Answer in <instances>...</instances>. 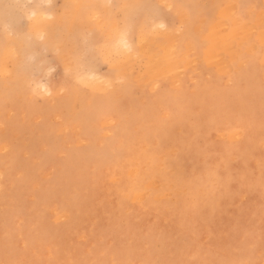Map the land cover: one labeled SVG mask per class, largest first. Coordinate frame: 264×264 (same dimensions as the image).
<instances>
[{"label": "rangeland", "instance_id": "374dc122", "mask_svg": "<svg viewBox=\"0 0 264 264\" xmlns=\"http://www.w3.org/2000/svg\"><path fill=\"white\" fill-rule=\"evenodd\" d=\"M81 1L82 0H53L52 3L58 4V5H63L65 3H80ZM84 1L86 2V1H92V0H84ZM130 1L131 2H127V3H135V2L141 3V1H142V3H145V2L148 3L149 2L148 4L154 3V4L164 5V4H162L164 2L162 0H130ZM195 1H196V4L198 6H196L197 11H194V13H193L194 14L193 19H192L193 22L191 20L190 21L191 23L188 22V19H185L186 15H185L184 11L185 10L188 11L187 10L188 8L182 9L180 12H176V13L173 11V14L175 16V22L173 23L174 27L168 29L169 31H167V29H165V32L166 33L170 32V34H172V36H170L168 33H167L168 35H164L163 34V33H165L164 29H162L163 31L159 33L161 36L159 34H155L154 32H153L154 34H152L150 30H144L142 33L137 35V38H136L137 41H135V46H134V50L136 51L135 52L136 54L134 53L135 55L132 56V57H135L137 55V57L132 58V57H130V55H133V54H130L128 56V59L125 58L127 61L122 60L121 62H124V63H120V62L118 63V66H120L119 69L121 70V71L120 70L118 71L119 77H122L121 79H126V81H128L130 84H128V82H126L124 80L125 81V88L124 89H122L124 87V85H123V87L120 86L119 88L121 90L115 89L114 92H112L113 95L110 93L109 96H105L102 98L104 106H105L104 110H103L104 112L103 111L102 112L101 111L100 112L99 111L93 112V111H91L90 105L88 107H86L87 105H78V99L79 98H83V97L87 96L88 99L90 100L93 96V92L91 93L92 87L89 89H81L80 86L76 84V82H75L76 73L74 74V72H76V69L74 67H73L72 73L68 74V73H66L65 66L62 64L59 67L58 71H55L51 74L50 80L48 77H45L43 80L37 81V85H41V83L51 84L52 87H54V91H55V88L58 89L59 86L63 87L62 88L63 90L60 89L61 87H59V89L62 91H65L66 93L62 92V91H61L62 93H60V90H58L59 94L57 93L58 91L57 92L55 91L56 94L54 96H52L51 98H50V96L48 98V95H45L44 93H43V95H41V93H42L41 90H40L41 93L39 92L36 96H33L30 92H25V91L19 90L18 88H16L14 86L13 82L16 80L20 66L22 64L28 62V57L32 55L33 50L29 49L26 46L23 38H19V39L10 38L5 34L4 28H3V17H4L3 4L13 3L14 0H0V74H1L0 75V83H1L0 84V92H1L0 93V100H1L0 101V114H2V115H0V120H2L1 121L2 123L0 122L1 123L0 124V133L4 134V135L1 134V136H0V139H1L0 140V153H2V154H0L1 155L0 156V175H1L0 176V183H1L0 189L4 190V192L0 190V202L2 201L0 203V208H2V209H0V223H1L0 226L2 227V230L0 228V230H1V232H0V258L4 257V254H3L4 253V241H3V239L5 240L6 222H7V224L12 226L14 228V230L16 231L15 233L19 239L20 246L21 245L24 246L25 244H27V246H28L27 255L23 256L21 258L22 259H28L31 261H35L36 264H48L49 261H59V262L62 261L61 264H64V262H66V264H69V263L73 264V262L76 261L77 258L79 261L83 260V261H89V262L96 261V260L98 261L99 259H100L99 261H111L113 259V254H112V252L108 251V249L105 245V241H107V244L110 245L113 240H118L122 237L129 236L130 233L139 239H144L145 237H148L149 243L153 244L154 251H156L159 256H164L166 258H174L177 260H182L185 262V264H200L201 261H203L205 258H207V252H206L207 242L211 239L213 241V243H215V242L221 240L225 236L226 233H228V232L234 233L235 230L237 229V226L242 223V220H241L242 214L244 216L243 222L248 221V219H249L248 209L251 207V208H254L256 210V215H255L254 221H253V227H254V231H255L256 250L254 252L255 255L253 254L251 258L254 261H256V264H262V259L260 258L261 257V247H260V245H261V227H260L261 220H260V215H259L261 192L259 190L253 191L251 194V198L248 200H245V196L243 197V195H241L242 197L240 196L235 202H233L232 200L224 201L215 210V213L209 215V217L207 219H194V220H192L191 221V231L193 233V239H196L197 237H199L200 243L196 244V245H191V244L187 245L186 250H184L180 254H177L174 257H172L171 254L167 252V249L169 247H171L175 241H177V239H178V237H180L181 233L184 232V229H182L181 224H180L179 220L175 217V215H173L171 212H167L168 206L167 205H161L159 203V201H161V200H167L169 197H173L172 203L175 204V199H174V196H175V188H174L175 180L170 179L169 176L164 174L163 164L160 163L164 157L156 151L157 143H158L157 129L153 126L152 119L167 120L170 115L175 114V113H179V111H180L179 109H181L183 104H184L183 107L190 108L192 110L190 114L195 115V116H198L202 111H211V109H213L214 107L219 109L220 111H223V112H227L231 109H236L237 111H240L241 110V100H240L239 94L234 93V94L230 95L231 97L229 96L228 89L230 86V82L231 81L240 82L242 80L246 82L249 79H251L253 85L255 86L254 87V95L249 97V102H250L249 108L251 109V111L247 112L246 118L244 119L243 122H241L240 119L230 120L227 117H222L219 115V112H218L217 113L218 130L215 132V134L212 138V141H209L208 143L211 144L214 142L218 149H220L222 151H226V152L230 151L228 146L238 143L244 137L245 129H248L250 131L252 130L249 127V123H248V118H250L252 116H254V134L257 137L259 136V131H260V87H259V84H260L261 74L259 71V65H260V60L264 57V53H262V51H261L262 46H264V42H263L264 38H260V36L257 37V35L258 34L264 35V32H262V28L264 29V22H263L264 21V0H249V1L248 0H230V2L231 1L234 2L233 5H235V6L230 5L232 2L229 5H227L229 0H227V1L226 0L225 1L224 0H218L219 2H221L218 4L216 3V2H218L217 0H206V1L195 0ZM211 1H212L213 5L210 3ZM26 2L33 3V4H43V3H47V0H26ZM189 2H190V0H189ZM107 3H109V2H107ZM257 4H258V7H257ZM241 5H246V7H241ZM221 6H223V8ZM252 6H254L255 8ZM251 7H252V9H251ZM200 8L202 9V11ZM198 9L200 11V14H199ZM219 9H220V11H218ZM247 9H250L249 11L251 12L252 15L250 14V12ZM195 12H198V13H195ZM248 12H249L250 17H248ZM258 13H260V14L258 15ZM261 13L263 16L261 15ZM178 15L183 16V19L181 18V16H178ZM225 15L226 16L231 15L230 16L231 18L226 17ZM255 15H258V16H255ZM260 15L262 16L263 21H262V19L259 20L261 17ZM206 16H207V18H206ZM216 16H217V18H216ZM237 16L240 18V20H238L239 23L235 22L236 21L235 17H237ZM232 17H234L235 19H232ZM238 17H237V19H238ZM101 18L102 19H99L98 21L95 22V26L96 27L98 26V28H102L106 24L105 18L103 16H101ZM229 18H230V20H229ZM245 18H246V20H245ZM180 19H181V21H179ZM57 20H53V24L59 23V19H57ZM222 20L224 22L227 21V23L225 22V24H223ZM232 20L236 24H234L232 22ZM243 20L244 21L248 20L247 24L249 22H251V23H249L250 25L254 22L252 25L255 28H253L252 30L256 31L255 32V31L250 30L251 36H249V35L245 36L244 35L247 39H245L243 34H237L236 35V33H244V32L239 31L242 28L240 29L241 26H238V24H240V25L243 24V22H244ZM258 20H259V22L260 21H262V22L259 23ZM184 21H186L188 24L186 22L183 23ZM103 22H104V26H103ZM26 23H27L28 33H30L33 36V38H35L38 35V33L30 32L31 21H27ZM180 24H182V26ZM201 24H203V25H201ZM247 24H246V26L248 27ZM243 25L245 26V24H243ZM252 25H251V27H252ZM88 26H91V25H88ZM219 26L222 27V28H220V30L218 28ZM224 26L226 28H224ZM214 27H216V28H214ZM237 27H239V28H237ZM247 27L246 28L244 27V28L247 29ZM230 28H232V29H230ZM195 29H198V30L196 31ZM233 29H235V30H233ZM171 30L173 32H171ZM159 31H157V32H159ZM179 31L181 34H179ZM211 31H213V32H211ZM229 31H231V33L233 35H236V38H235V36L233 38L232 35H230V34L229 35L225 34L226 32L230 33ZM250 31L245 32L244 34L250 33ZM196 32H198V33H196ZM111 33L112 32L110 30L105 33V35L107 37L106 39H108L112 36ZM144 33H146V34H144ZM186 33L188 35H186ZM199 33L200 34L204 33L205 36L203 39H201L203 36L200 35ZM206 33L211 34V35L207 36ZM177 34H178V39L175 38V37H177ZM151 35H153V37ZM146 36H147V39L145 38L146 39L145 40L144 37H146ZM214 36L216 38L220 37L221 39L220 38L216 39ZM141 37L143 40L141 39ZM171 37L177 39V42L175 39L174 40L171 39ZM222 37H223V39H222ZM138 38L141 41H139ZM148 38H149V40L152 39V43L148 40ZM230 38H233V39H230ZM153 39H155L156 43L160 42L159 45L156 44L155 42L153 43V41H154ZM213 39H215L217 41H214ZM144 40H145V42H144ZM221 40H223V41H221ZM233 40L236 43L234 45H233ZM5 41L9 42L7 47L5 46ZM142 41H143V44L145 43L144 45L143 44L141 45ZM174 41L176 42V44ZM148 42H150L151 44ZM168 42H170V43H168ZM180 42H181V44H180ZM12 43H14L15 47L18 50H20V54L18 56L14 55L12 52V47H11ZM163 43H165V46H167V47H169V46L171 47V45H169V44L174 43L175 45L172 44L173 45L172 48L177 49V51L175 49H172V50H175L174 53L172 50H170V52L172 51L171 53L170 52L167 53L169 50L166 47L165 48L167 51H163L164 50V44ZM166 43H168V44L166 45ZM221 43H223L224 45ZM246 44H247V46H246ZM138 45H141L140 50H142V51H139ZM249 45L253 46L252 47L253 50L251 48L249 50V48H248ZM158 46L160 48H158ZM245 46H246V48H248V50L245 48ZM145 47L147 49H148V47L150 48V50L148 49L149 54L147 53V49H145ZM231 48H232V50H234L231 52V54H233L235 56L230 55ZM234 48H238L239 51L236 49L237 54H234L236 51ZM169 49H171V48H169ZM188 49H191V50H189V52H188ZM143 50L146 52V54ZM154 50H155V52H154ZM199 50H200V52H198ZM106 51H110V49H107ZM204 51H206L207 54L205 52V55H204V53H203ZM251 52H253V54ZM140 53H142L143 55H140ZM153 53H155V55L158 54L157 55L158 58H156L157 57L156 56L155 57L156 59L153 58L151 60V62H155L154 63L155 65L151 62H148V61H147L148 63L146 62L147 64L144 63V60L148 59L150 61V58H152L151 55ZM172 53L174 54L173 55L174 57L173 56L171 57ZM183 53H184V55H183ZM138 54L140 55V58L142 60L139 59ZM155 55H152V56H155ZM129 57L132 58V60ZM170 57L172 59L174 58L173 60H176V61L179 60L184 69L181 68L182 67L181 65H177V64H179V62H177V64L174 63L175 65L173 63H171L174 61H170L169 60ZM193 57L195 59H193ZM136 58H138V59H136ZM179 58H182V60ZM214 58L216 60H214ZM166 59L168 61H166ZM196 59H197V61H196ZM212 59L216 62L219 61L221 63L220 64L221 66L225 63V65H224L225 67L224 66L221 67L224 70L221 71L220 67H218V66H217L218 68H216V66H215L216 62L214 63ZM129 60L131 61V64H132L131 67L134 68V69L132 68L131 72H130L131 68L129 69V71H127V66L129 68V64H130ZM154 60H157L158 62L154 61ZM159 60L161 61V64L163 62L164 65L163 64L159 65V63H160ZM191 60H193V61H191ZM199 60L203 61V62H200ZM208 61H210L209 64H208ZM126 62H128V63H126ZM185 62L188 64H186ZM191 62L194 63V65H190ZM238 62H241V63L239 64ZM150 63H151L152 67L156 66L158 64L160 66V68L155 67V68L151 69L150 66H149V68H147L148 64H150ZM168 63H171L172 65H168ZM248 63L254 64L256 67V71L251 76L252 78L248 75V73L246 71L247 66L249 65ZM124 64H127V65L125 66ZM143 64H145V65H143ZM226 64H228V65H226ZM230 64L233 67L232 69H231ZM176 65L180 68V70L182 69L181 72L179 70L181 75L178 76L179 81L177 83H178L179 89L176 87L178 90L175 88V86L172 87L174 85V82L170 79H172V77L174 75L177 76L179 73L175 72L176 74H174L173 72L170 71V70L173 71L174 69H172L171 67H168V66H172V67L174 66V68H175ZM163 66L168 67V69L170 68V70H168L169 73L163 71L164 76H166V77L160 76L161 74L158 75L156 73L153 74L149 71L146 72L149 69H151L152 72H154V70L160 71ZM124 67H126V68L123 70ZM191 67H194V68H191ZM234 68H236L237 70ZM145 69H147V70H145ZM164 69H165V67H164ZM193 69L194 70L196 69L198 71H196V70L194 71ZM138 70H140V71L138 72ZM144 70H145V72H144ZM230 70H232V71H230ZM104 71H107V68H105ZM165 71H167V70H165ZM140 72H142V73L144 72V75L143 76L140 75V76H138V78L142 77V80L144 83L141 81V78H139V80L138 79L136 80V75L142 74ZM127 73H128V75H127ZM148 73H151L150 76H148L149 75ZM172 74H174V75L172 76ZM126 76L128 78H126ZM130 76H131V78H129ZM152 76H153V78H152ZM242 76L246 79H244ZM149 77H151L152 79L151 78L149 79ZM175 78L176 77H174L173 79L175 80ZM191 78H193V79L191 80ZM194 78L196 79V81ZM146 79H148L149 81H146ZM163 79H165V80H163ZM130 81L133 82L132 84H134V85H132ZM139 81H140V84H139ZM224 81H226V82H224ZM6 82H8L9 84H7ZM61 82L62 83L64 82V83L62 84ZM137 83L139 84L138 86H137ZM150 86L154 89L150 90V88H149ZM226 86H228V87H226ZM214 87H216V88H214ZM140 88H142L141 89L142 91L140 90ZM162 88L163 89L165 88V89L163 90ZM180 88H181V90H180ZM205 88H207V89H205ZM1 89H2V91H1ZM15 89H17V90H15ZM158 89L159 90L162 89V90H160L161 92ZM97 90H99V89H97ZM192 90H193V92H192ZM74 91H75V93H74ZM168 91H170V92H168ZM87 92H88V94H86ZM118 92H119V94H117ZM120 92L122 93L121 96H119L121 94ZM126 92H129V93H127L128 95L126 94ZM175 92L182 94V95L176 94ZM169 93H172V94H169ZM185 93H188V94H185ZM2 94L3 95L5 94V96H3ZM66 94L68 97L66 96ZM116 94H117V96H116ZM183 94H185V95H183ZM90 95H91V97H90ZM97 95H98V93H97ZM137 96H139V97H137ZM157 96H158V98H157ZM187 96L189 99L187 98ZM194 96L196 97V99ZM7 97H8V99H7ZM153 97H155L156 101L154 100ZM28 98L29 99L31 98V99L29 100ZM41 98L44 100L42 101ZM58 98H60L61 100ZM190 98L193 100H191ZM26 99L29 101H27ZM142 99L144 102L142 101ZM51 100L53 103L51 102ZM57 100L59 101L60 105L57 103L58 102ZM194 100H196V101H194ZM37 102H39V103H37ZM28 103L30 106L28 105ZM31 103H33L35 106L33 104L31 106ZM55 103H56V105H55L56 107L53 106ZM180 103H181V105H180ZM7 104H8V106H7ZM147 104H150V105H147ZM38 105H39V107H38ZM49 105H50V107H49ZM158 105H159V107H158ZM4 106H5V109H4ZM142 106H146V107H142ZM44 107H45V109H44ZM59 107H60V109H59ZM174 107L176 108V110ZM204 107H206V108H204ZM24 108H26V109H24ZM39 108H42V109H39ZM105 108H106V111H105ZM156 109H158V110H156ZM10 110H11V112H10ZM30 110L32 111V113ZM50 110H52V112H50ZM117 110L120 112H118ZM58 111H61V112H58ZM198 111H200V112H198ZM35 112H37V113H35ZM62 112H64L65 114H63ZM164 112H165L166 118L163 115ZM172 112H174V113H172ZM13 113H16L17 115L16 114L14 115ZM144 113H147L152 119H149L147 121H145L144 119H141V117ZM54 114H57V115L60 114L59 117L56 115L59 120L54 119V118H57L56 116H54ZM91 114L93 116H91ZM27 115L29 116L28 118H26ZM22 116H23V118H22ZM38 116L40 118H38ZM52 116L54 118H50ZM125 116H127V117H125ZM60 118H61V120H60ZM73 118H75V119H73ZM105 118L109 119L110 122H112L114 120L115 124H114V122H112L113 124L112 123L108 124V122H105ZM116 118L118 119V121H116L117 120ZM17 119H18V121H17ZM68 119L70 121H67ZM32 120H34V121H32ZM102 120H104V123ZM180 120H181V118L180 117L178 118V115H177L175 118V132H176V134L180 137H184V136H188L190 133L189 138L191 140L195 141L196 136H197V128H198L197 121L193 119V120L187 121L186 123H181ZM4 121H5V123H4ZM44 121H45V123H44ZM106 121H108V120H106ZM6 122H8V123H6ZM21 123H24V124H21ZM57 123H58V125H57ZM72 123H74V124H72ZM83 123H84V125H83ZM2 124H3V126H2ZM76 124L79 126V128L76 127L77 126ZM53 125H55V126H53ZM62 125L64 126L65 131L62 130L63 129ZM73 125H76L75 127L80 129V130L76 129L77 131H75ZM7 126L11 129H9ZM61 126H62V129H61L62 131L60 130ZM66 126H68V127L66 128ZM228 126H229V128H228ZM3 127H5L6 130H3L4 129ZM35 127H38V128H36L37 132L34 129ZM27 128H28V131H27ZM39 128H42L41 129L42 131ZM128 128L130 129L129 131H128ZM240 128L242 129V131ZM67 129H68V132H66ZM235 129L237 130V132L235 131ZM239 129H240L241 133L238 132ZM8 130H10V131H8ZM12 130H13V132H12ZM16 131H18V132L21 131V132H19V134H18V132H16ZM38 131H39V133H38ZM104 131H106V132L109 131V133H104ZM15 132H16V134H15ZM87 132H89V133L87 134ZM221 132H222V134H221ZM224 132H225V134H224ZM229 133H230V135H229ZM231 133H233L234 136H231ZM34 134H35V136H34ZM74 134L76 137H74ZM218 134H220L221 136L217 137ZM2 135L4 138L2 137ZM28 136H30V137H28ZM36 136L38 138H36ZM222 136H223V138H222ZM224 136L226 138H224ZM228 136H231V137H228ZM91 137H94V138L92 139ZM79 138L82 140H80ZM7 139L8 140L11 139L10 140L11 142L10 141L6 142ZM14 139H16V140H14ZM42 139L43 140L46 139V140L43 141ZM64 139L65 140L67 139L66 140L67 142ZM76 141H78L79 143H80V141H82V142L79 144ZM89 141H91V142H89ZM19 142H21V143H19ZM45 142H46V144H45ZM99 142H101V143H99ZM18 143H19V145H18ZM34 143H36L35 147H33ZM47 143H49V144H47ZM120 143L122 145H119ZM2 144H4V145H2ZM8 144H10V145H8ZM22 144H24V145L22 146ZM95 144L97 146H95ZM48 145H49V147H46ZM73 145H76V146H73ZM19 146H22V148ZM115 146H116V149H115ZM1 147H3L4 149ZM51 147H53V148H51ZM24 148H26V149H24ZM45 148H47V149L45 150ZM22 150L25 153H23ZM54 150H56V152ZM14 153H15V156H14ZM54 153H56V154H54ZM62 153H64V154H62ZM67 153H69V154H67ZM171 154L173 156H175L176 151L172 150ZM8 155H9V157H8ZM27 155H29L28 158H27ZM12 156H14V158ZM22 157H25V158H22ZM11 158H13L14 161ZM35 158H36V160H35ZM63 159L65 161H63ZM196 159H198L200 166L203 167L204 166V158L198 157V153L196 151H193L191 154H185L184 155V160L189 165L188 172L190 174L192 172V166H191L192 162H193V160H196ZM236 159H237V155H233L232 160L235 161ZM23 160H25L26 162ZM32 160H33V162H32ZM3 161H5V162H3ZM44 162H46V163H44ZM82 162H84L85 164ZM30 163H31V165H30ZM63 164H64V166H62ZM49 166H51V167L49 168ZM108 166H111V167H108ZM22 167L23 168L25 167V168L22 169ZM32 167H34V168H32ZM132 167L134 170L131 169ZM240 167L241 168L243 167L242 161H241ZM16 168H18V169H16ZM78 169L79 170L82 169V170L78 171ZM17 170L19 172H17ZM35 170H36L37 176L35 175ZM4 171H5V173H4ZM9 171H10V173H9ZM26 171L27 172L29 171V172L27 173ZM75 171L76 172L78 171L77 174L75 173ZM48 172H50L49 173L50 175L48 174ZM19 173H21L20 176L17 175ZM72 173H73V175H75V176H73V178H72ZM87 173H89V174H87ZM46 174H48L49 176H47ZM41 175H43V176H41ZM104 175H106V176H104ZM199 175H200V173L197 172L196 176L192 177V178L195 179V178L199 177ZM258 175H259V172H257V176ZM144 176H145V178H144ZM50 177H51V179H50ZM113 177H115V178L118 177L119 179H114ZM16 178H18V180ZM39 178H41L42 180ZM155 179L157 180L158 184L154 183V181H153L154 184L149 183V182H152L151 180H155ZM64 180H66L67 183ZM24 181L28 185H26V183ZM45 181H47V182H45ZM50 181H52V182H50ZM68 181H69V183H68ZM23 183H25V184H23ZM10 184H13V185H10ZM41 184H43V186ZM102 186L103 187L105 186L108 189H106L105 187L103 188ZM31 187L33 188V190ZM166 189H167V191L169 190L168 191L169 193L168 192L166 193V191H165ZM7 190H9V191L7 192ZM29 190H30V192H29ZM42 190H44V191L42 192ZM47 190H49V191H47ZM65 190H66V192H65ZM181 191H183V190H181ZM163 192H164V195H162ZM2 193H3V195H2ZM134 193H136V194L134 195ZM37 194H39V195H37ZM69 194H71V195H69ZM133 195H134V197H133L134 199L132 198ZM31 196H33V197L35 196V199ZM80 196H82V197H80ZM5 197H7L8 200ZM11 197H12V199H11L12 201L9 200ZM30 198H31V200H30ZM51 198H53V200ZM19 199H20V201H19ZM26 199H28V201ZM43 199H46V200L44 201ZM5 200H7V201H5ZM33 200H34V203H36V204L33 203ZM40 201H44L46 203H43ZM48 201H49V203H48ZM241 201H245L243 205H241V203H240ZM29 202H30V204H29ZM21 203H23V204L21 205ZM32 204H33V207L31 206ZM59 207H61V208H59ZM126 208H128V209H126ZM7 209H8V212H7ZM49 209H50V211H49ZM73 209H75V210L73 211ZM12 210H14V211H12ZM58 210H59V212H58ZM3 212H6V213L4 214ZM15 212H17L18 214H16ZM65 213H66V215L67 214L68 215L66 216ZM60 214H62V215H60ZM56 216L59 218H57ZM12 217L13 218L18 217V218H21L22 220L19 221L18 218L13 219ZM30 217H32V218H30ZM63 217H65V218H63ZM5 218H7V219H5ZM12 220H14V221H12ZM22 221L24 222L25 225L22 224L23 223ZM32 221L35 225L33 223H31ZM13 222H15V223H13ZM11 223H13V224H11ZM27 223H28V225L30 224L29 227L31 229L28 227ZM14 225H16V226H14ZM79 226H81V227H79ZM32 227L36 230H34ZM23 228H25V229H23ZM71 229H73V230H71ZM30 230H34L35 232L34 231L31 232ZM38 231H40V232H38ZM66 231H69V232H66ZM81 231H84V233ZM36 232H38V233L36 234ZM61 232H63V233H61ZM149 233H151L152 235L149 236ZM19 235H20V237H19ZM24 235H27V236H24ZM203 235H205V236H203ZM70 237L73 238L72 241H71ZM24 238H28V239H24ZM33 238H34V240H33ZM21 239L24 242L23 244L21 242ZM38 239H41L42 242H41V240H38ZM27 240H28V242H27ZM38 243H40L41 245ZM23 246H21V248H23ZM48 246H49V249H47ZM202 246L205 249V251L200 250ZM71 248H72V250H71ZM62 249H64L67 254L65 253L64 250H63V252H61L60 250H62ZM1 250H3V251H1ZM33 251H34V253H33ZM83 252H85L86 254L85 253L83 254ZM73 253H74V255H73ZM84 255H85V257H84Z\"/></svg>", "mask_w": 264, "mask_h": 264}, {"label": "snow or ice", "instance_id": "6c2138e0", "mask_svg": "<svg viewBox=\"0 0 264 264\" xmlns=\"http://www.w3.org/2000/svg\"><path fill=\"white\" fill-rule=\"evenodd\" d=\"M193 6L184 4L160 5L148 3H106L79 4L65 3L58 5L47 0V3L33 4L26 0H14L13 3L3 4V28L10 38H23L26 46L32 49L28 62L20 66L14 86L19 90L30 92L36 96L41 90L38 80L48 77L59 70L63 64L66 73L71 74L76 69L75 82L81 89H89V81L100 80L102 89L91 88L92 98L87 96L78 99V105H90L93 112L103 111L102 98L108 96L115 89L125 84L118 75V63L127 58L133 51L137 35L144 30L156 32L166 28V21L173 10L187 9ZM246 7V5H241ZM167 9V11H165ZM44 20L59 19V23L48 25L38 35L28 33L27 21L37 15ZM101 16L106 20L102 28H97L95 22ZM175 17H173V23ZM91 25V26H88ZM112 32L106 39L105 33ZM9 44L5 41V46ZM12 52L18 56L20 50L12 43ZM110 49V51H106ZM264 53V46L261 48ZM107 68V71L104 69ZM254 64L247 66V73L251 77L255 72ZM260 131L254 134V116L248 118L251 131L245 129L244 137L236 144L228 146L230 151L218 149L215 143L209 144L218 130L217 113L228 119L246 118L249 108V97L254 95V85L248 81H231L229 95L238 93L241 100V110L231 109L227 112L217 108L202 111L198 116L192 115L191 109L181 107L179 113L169 116L167 120L152 119L144 113L141 119H152L157 129L156 151L164 158L161 161L164 174L175 180V204L173 197L161 200V205H167V212H171L179 220L184 232L177 241L167 249L172 257L186 250V246L200 243V238L193 239L191 221L207 219L226 200L235 202L241 195L245 200L251 198L253 191L261 192L259 215L261 220V259L264 264V58L260 60ZM35 85V86H34ZM98 93V95H97ZM181 118V123L196 120L198 124L195 141L188 136L180 137L175 132V118ZM175 149V156L171 151ZM193 151L198 157L204 158L201 167L198 159L192 162V172H188L189 165L184 160L185 154ZM237 155L235 161L232 156ZM241 161L243 167L241 168ZM199 177L193 179L196 173ZM257 172L259 175L257 176ZM183 190V191H181ZM167 191V189L165 190ZM245 201H241V205ZM167 214V213H166ZM256 210L248 209V221L237 226L235 232H228L213 243L207 242V258L200 264H256L251 257L256 250L255 231L253 227ZM152 234L149 233V236ZM108 251L112 252L111 261H74L73 264H185L182 260L159 256L148 237L139 239L131 233L129 236L113 240L110 245L105 241ZM205 251L203 246L200 249ZM28 252L27 244L21 248L15 230L6 222L4 240V257L0 264H36L35 261L22 259ZM48 264H61L59 261H49ZM66 264V262H64Z\"/></svg>", "mask_w": 264, "mask_h": 264}, {"label": "bare ground", "instance_id": "6f19581e", "mask_svg": "<svg viewBox=\"0 0 264 264\" xmlns=\"http://www.w3.org/2000/svg\"><path fill=\"white\" fill-rule=\"evenodd\" d=\"M52 1H53V0H52ZM110 1H111L112 3L131 2L130 0H92V1H86V2H85L84 0H82L79 4H100V5H103V4H106L107 2H110ZM162 1H164V2L162 3V4H164V5L184 4V5H190V6H193V7H191V8H188V9H187L188 11H186V10L184 11V10H183L184 13H185V15H186V16H185V17H186L185 19H188V22H190V21L193 19V16H194L193 13H194V11H197V10H196V6H198V5L196 4V1H195V0H190V2H189V0H162ZM187 1H188V2H187ZM197 1H198V0H197ZM204 1H206V0H204ZM217 1H218V0H217ZM224 1H225V0H224ZM224 1H223V2H224ZM226 1H227V0H226ZM248 1H249V0H248ZM186 2H187V3H186ZM213 2H214V1H213ZM231 2H232V1H231ZM231 2H230V0H229V2H228L227 5H229ZM253 2H254V1H253ZM135 3H136V2H135ZM138 3H140V2H138ZM141 3H142V1H141ZM145 3H146V2H145ZM148 3H149V2H148ZM198 3H199V2H198ZM204 3H205V2H204ZM204 3H203V4H204ZM210 3L212 4V1H211ZM216 3L218 4V3H221V2L218 1V2H216ZM233 3H234V2H232L230 5H233ZM247 3H248V2H247ZM61 4H62V3H61ZM150 4H152V3H150ZM153 4H154V3H153ZM211 4H210V5H211ZM241 4H242V3H241ZM205 5H206V4H205ZM212 5H213V4H212ZM246 5H247V4H246ZM233 6H235V5H233ZM254 6H255V5H254ZM254 6H252V7H254ZM203 7H204V6H203ZM203 7H202V8H203ZM207 7H208V6H207ZM221 7L223 8V6H221ZM229 7H230V6H229ZM252 7H251V9H252ZM257 7H258V4H257ZM198 8H199V7H198ZM254 8H255V7H254ZM200 9H201V8H200ZM258 9H259V8H258ZM3 10H4V9H3ZM166 10H167V9H165V11H166ZM181 10H182V9H179V10H173V11L176 13V12H180ZM247 10L249 11L250 9H247ZM253 10H254V9H253ZM198 11H199V9H198ZM201 11H202V9H201ZM211 11H212V10H211ZM213 11H214V10H213ZM218 11H220V9H219ZM236 11H237V10H236ZM254 11H255V10H254ZM209 12H210V11H209ZM246 12H247V11H246ZM249 12H250V11H249ZM249 12H248V17H250V16H249ZM184 13H183V14H184ZM195 13H198V12H195ZM230 13H231V12H230ZM181 14H182V13H181ZM199 14H200V11H199ZM217 14H218V13H217ZM222 14H223V13H222ZM250 14H251V12H250ZM259 14H260V13H258V15H259ZM196 15H197V14H196ZM196 15H195V16H196ZM210 15H211V14H210ZM220 15H221V14H220ZM251 15H252V14H251ZM258 15H255V16H258ZM261 15H262V13H261ZM261 15H260V16H261ZM178 16H181V15H178ZM225 16H226V15H225ZM230 16H231V15H230ZM230 16H226V17H230ZM260 16H259V17H260ZM262 16H263V15H262ZM262 16L260 17V19H259V18H258V19L261 20V19H262ZM173 17H175V16H174V14H173V12H172L171 16H169L168 19H167V21L165 22L166 25H167L165 29H167V31H169L168 29L174 27V24H173ZM203 17H204V16H203ZM237 17H238V16H237ZM237 17H235L236 19H235L234 17H232V19H235L236 21H235V20H234V21H235L236 23H239L238 20H240V18L238 17V19H237ZM179 18H180V17H179ZM181 18L183 19V16H181ZM206 18H207V16H206ZM216 18H217V16H216ZM230 18H231V17H230ZM230 18H229V20H230ZM255 18H256V17H255ZM100 19H102V18H100ZM185 19H184V20H185ZM214 19H215V18H214ZM249 19H250V18H249ZM206 20H207V19H206ZM206 20H205V21H206ZM212 20H213V19H212ZM212 20H211V21H212ZM245 20H246V18H245ZM250 20H251V19H250ZM259 20H258V22H259ZM57 21H58V20H57ZM179 21H181V19H180ZM186 21H187V20H186ZM186 21H184L183 23H185ZM200 21H201V20H200ZM203 21H204V20H203ZM222 21H223V20H222ZM243 21H244V20H243ZM243 21H242V22H243ZM247 21H248V20H247ZM247 21H244L245 23L243 22V24H245V26H244L243 24H241V25L238 24V26H241L240 29L242 28V29L239 30V31L245 33V32H248V31L252 30L253 28H255V27L252 25L254 22L251 24V25H252V27H251V25L249 24V23H251V22H249V23L247 24ZM255 21H256V20H255ZM262 21H263V19H262ZM262 21H260V22H262ZM192 22H193V20H192ZM220 22H221V21H220ZM225 22L227 23V21H225ZM225 22L223 21L222 23L225 24ZM232 22H233V20H232ZM260 22H259V23H260ZM263 22H264V21H263ZM186 23H187V22H186ZM190 23H191V22H190ZM202 23H203V22H202ZM233 23H234V22H233ZM236 23H234V24H236ZM255 23H256V22H255ZM52 24H53V21L44 20L43 17L40 16V15L38 14V15L36 16L35 19L31 20V23H30V32H32V33H39V32H40L41 30H43L45 27H47L48 25H52ZM96 24H97V23H96ZM187 24H188V23H187ZM246 24L248 25V27L246 26ZM99 25H100V24H99ZM180 25L182 26V24H180ZM201 25H203V24H201ZM103 26H104V22H103ZM183 26H184V25H183ZM187 26H188V25H187ZM217 26H218V25H217ZM226 26H227V25H226ZM243 26H244L245 28L247 27V29H245ZM249 26H250V27H249ZM101 27H102V26H101ZM185 27H186V26H185ZM189 27H190V26H189ZM262 27H263V26H262ZM97 28H98V26H97ZM186 28H187V27H186ZM214 28H216V27H214ZM218 28H219V30H220V28H222V27L219 26ZM224 28H226V27L224 26ZM237 28H239V27H237ZM243 28H244V29H243ZM165 29H164V32H165ZM178 29H179V28H178ZM210 29H211V28H210ZM210 29H209V30H210ZM230 29H232V28H230ZM179 30H180V29H179ZM182 30H183V29H182ZM195 30L197 31L198 29H195ZM200 30H201V29H200ZM233 30H235V29H233ZM158 31H159V30H158ZM162 31H163V30L161 29L159 32L156 31L157 33H156V32H154V33H155V34H159V33L162 32ZM190 31H191V30H190ZM222 31H223V30H222ZM252 31H255V30H252ZM171 32H173V31L171 30ZM211 32H213V31H211ZM229 32H230V33L226 32L225 34H228V35L230 34V35H232L233 38H234V36H235V38H236V35H237V34H243V36H244V35H245V36H246V35H247V36H248V35L251 36V35H250V34H251V31H250V33H246V34H244V33H236V35H233V34L231 33V31H229ZM255 32H256V31H255ZM262 32H264V29H263V28H262ZM148 33H149V32H148ZM151 33L154 34L152 31H151ZM167 33H168L170 36H172V34H170V32H167ZM167 33L165 32V33H163V34H164V35H168ZM188 33H189V32H188ZM196 33H198V32H196ZM144 34H146V33H144ZM173 34H174V33H173ZM179 34H181L180 31H179ZM199 34H200V33H199ZM199 34H198V35H199ZM212 34H213V33H212ZM220 34H221V33H220ZM220 34H219V35H220ZM111 35H112V33H111ZM159 35H160V34H159ZM159 35H158V36H159ZM164 35H163V36H164ZM186 35H188V34L186 33ZM186 35H185V36H186ZM200 35L203 36L201 39H203L204 36H205L204 33H203V34H200ZM206 35L208 36V35H211V34H207V33H206ZM213 35H214V34H213ZM213 35H212V36H213ZM215 35H216V34H215ZM105 36H106V35H105ZM151 36L153 37V35H151ZM160 36H161V35H160ZM170 36H169V37H170ZM196 36H197V35H196ZM216 36H217V35H216ZM245 36H244V37H245ZM259 36H260V38H264V35H263V34H261V35L258 34L257 37H259ZM138 37H139V36H138ZM142 37H143V36H142ZM142 37H141V39H142ZM166 37H167V36H166ZM181 37H182V36H181ZM214 37H215V36H214ZM241 37H242V36H241ZM244 37H243V38H244ZM2 38H3V37H2ZM106 38H107V37H106ZM145 38L147 39V36L144 37V39H145ZM156 38H157V37H156ZM175 38L178 39V34H177V37H175ZM175 38L171 37V39H173V40H174ZM210 38H211V37H210ZM215 38H216V37H215ZM217 38H218V37H217ZM217 38H216V39H217ZM219 38H220V37H219ZM219 38H218V39H219ZM233 38H230V39H233ZM138 39H139V38H138ZM146 39H145V40H146ZM177 39H175L176 42H177ZM211 39H212V38H211ZM220 39H221V38H220ZM222 39H223V37H222ZM228 39H229V38H228ZM245 39H247V38L245 37ZM245 39H244V40H245ZM142 40H143V39H142ZM145 40H144V42H145ZM148 40H149V38H148ZM153 40H154V41H153V43H154V42H155V39H153ZM213 40H214V41H217V40H215V39H213ZM136 41H137V40H136ZM139 41H141V40L139 39ZM149 41L152 43V39L149 40ZM178 41H179V40H178ZM201 41H202V40H201ZM203 41H204V40H203ZM221 41H223V40H221ZM261 41H262V40H261ZM150 42H148V43H150ZM174 42H175V41H174ZM176 42H175V44H176ZM224 42H225V41H224ZM241 42H242V41H241ZM241 42H240V43H241ZM263 42H264V41H263ZM138 43H139V42H138ZM146 43H147V42H146ZM151 43H150V44H151ZM155 43H156V42H155ZM159 43H160V42H158V43H156V44L159 45ZM168 43H170V42H168ZM168 43H166V45H167ZM142 44H143V41H142L141 45H142ZM144 44H145V43H144ZM144 44H143V45H144ZM163 44H164V50H163V51H167L166 48L169 50L167 53H169L170 50L175 49V48H172L173 45H175L174 43H172L173 45H172V44H169V45H171V47H170L169 45H168L169 47L165 46V43H163ZM180 44H181V42H180ZM184 44H185V43H184ZM210 44H211V43H210ZM221 44H223V43H221ZM234 44H236V43H235V41L233 40V45H234ZM141 45H138V47H139V51H142V50H140V46H141ZM154 45H155V44H154ZM161 45H162V44H161ZM211 45H212V44H211ZM223 45H224V44H223ZM239 45H240V44H239ZM252 45H253V44H252ZM145 46H146V45H145ZM147 46H148V45H147ZM155 46H156V45H155ZM162 46H163V45H162ZM162 46H161V47H162ZM188 46H189V45H188ZM246 46H247V44H246ZM246 46H245V48H246ZM250 46H251V45L248 46L249 50H250V48L253 50L252 47H253L254 45L251 46V47H250ZM165 47H166V48H165ZM174 47H175V46H174ZM232 47H233V46H232ZM235 47H236V46H235ZM158 48H160V47L158 46ZM169 48H171V49H169ZM248 48H246V49L248 50ZM143 49H144V48H143ZM145 49H147V48L145 47ZM148 49L150 50L149 47H148ZM148 49H147V53L149 52ZM191 49H192V48H191ZM191 49H188V52H189V50H191ZM203 49H204V48H203ZM234 49H235V50H236V49L238 50V48H234ZM155 50H156V49H155ZM155 50H154V52H155ZM175 50L177 51V49H175ZM175 50H172L173 53L175 52ZM201 50H202V49H201ZM222 50H223V49H222ZM229 50H230V49H229ZM237 50L235 51L234 54H237ZM254 50H255V49H254ZM143 51H144V50H143ZM172 51H171V52H172ZM224 51H225V50H224ZM232 51H234V50H232V48H231L230 55H233V54H231ZM238 51H239V50H238ZM241 51H242V50H241ZM241 51H240V52H241ZM135 52H136V51H135L134 48H133V51H132V53H131V54H133V55H130V57L134 56V55L136 54ZM144 52H145V51H144ZM171 52H170V53H171ZM198 52H200V50H199ZM205 52H206V51L203 52L204 55H205ZM247 52H248V51H247ZM134 53H135V54H134ZM156 53H157V52H156ZM173 53H172L171 57L174 55ZM219 53H220V52H219ZM228 53H229V52H228ZM251 53L253 54V52H251ZM145 54H146V52H145ZM145 54H144V55H145ZM148 54H149V53H148ZM150 54H151V53H150ZM197 54H198V53H197ZM206 54H207V52H206ZM254 54H255V53H254ZM138 55H139V54H138ZM140 55H143V54L140 53ZM140 55H139V59L142 60V59L140 58ZM152 55H155V53H153ZM152 55H151L152 58H150V61L147 59V60H144V63H146L147 61H148V62H151V60H152L153 58H154V59L158 58V56H157L158 54L155 55V56H152ZM163 55H164V54H163ZM175 55H176V54H175ZM183 55H184V53H183ZM202 55H203V54H202ZM146 56H147V55H146ZM156 56H157V57H156ZM160 56H161V55H160ZM166 56H167V55H166ZM233 56H235V55H233ZM130 57H129V58H130ZM135 57H137V55H136ZM135 57H132V58H135ZM155 57H156V58H155ZM161 57H162V56H161ZM171 57H170L169 60H170V61H174V62H171V63H173V64H174V63L177 64V62H179V64H177V65H181V66H182V64H181V62H180L179 60H178V61L173 60L174 58L172 59ZM173 57H174V56H173ZM181 57H182V56H181ZM194 57H195V56H194ZM194 57H193V59L196 58V57H195V58H194ZM205 57H206V56H205ZM207 57H208V56H207ZM236 57H237V56H236ZM262 57H263V56H262ZM132 58H130V59L132 60ZM183 58H184V57H183ZM212 58H213V57H212ZM263 58H264V57H263ZM127 59H128V57H127ZM136 59H138V58H136ZM167 59H168V58H167ZM167 59H166V61H168ZM171 59H172V60H171ZM179 59L182 60V58H179ZM191 59H192V58H191ZM199 59H200V58H199ZM234 59H235V58H234ZM124 60H126V59H124ZM140 60H139V61H140ZM157 60H158V59H157ZM157 60H154V61H157ZM204 60H205V59H204ZM212 60H213V59H212ZM214 60H216V59L214 58ZM214 60H213V62L215 63L216 61H214ZM227 60H228V59H227ZM126 61H127V60H126ZM129 61H130V60H129ZM129 61H128V62H129ZM159 61H160V60H159ZM187 61H188V60H187ZM189 61H190V60H189ZM191 61H193V60H191ZM196 61H197V59H196ZM199 61H200V60H199ZM206 61H207V60H206ZM128 62H126V63H128ZM133 62H134V61H133ZM135 62H136V61H135ZM148 62H147V63H148ZM157 62H158V61H157ZM194 62H195V61H194ZM200 62H203V61H200ZM228 62H229V61H228ZM244 62H245V61H244ZM120 63H124V62H121V61H120ZM147 63H146V64H147ZM151 63L154 64L155 62H151ZM151 63L148 64L147 68H149V66L151 67V69H152V68H155V67H156V68H157V67L160 68L159 65H162V64H163V62H162V64H161V61H160L159 65L157 64L156 66H153V67H152V66H151ZM171 63H168V65H172ZM185 63H186V62H185ZM209 63H210V61H208V64H209ZM226 63H227V62H226ZM238 63L240 64L241 62H238ZM135 64H136V63H135ZM153 64H152V65H153ZM175 64H174V65H175ZM186 64H188V63H186ZM195 64H196V63H195ZM215 64H216V65H215L216 68L220 67V70H221V71L224 70V69H222L221 67L224 66L225 63L221 66V65H220L221 63H220L219 61H217ZM228 64H229V63H228ZM228 64H226V65H228ZM246 64H247V63H246ZM248 64H250V63H248ZM124 65L126 66L127 64H124ZM131 65H132V64H131V61H130L129 68H128V66H127V71H129V69L131 68V69H130V72H131V70H132V68H133V67H131ZM143 65H145V64H143ZM154 65H155V64H154ZM163 65H164V64H163ZM177 65H176L177 68H176V67L174 68V66H173V67H172V66H168V67H171L172 69H174L173 71L170 70V68L168 69V67H166L167 65H166V66H163V67L161 68L160 71H156V70H154V72H152L151 69H149V70L145 69V70H147L146 72L149 71V72H151V73H153V74H154V73H156V74H158V75L161 74L160 76H164V72H168V70H170V71L173 72L174 74H176L175 72H178L179 74H178L177 76H175L174 74H172V76H173V75H174V76L172 77V79H170V80H172V81L174 82V85L172 84V85H173L172 87L175 86V88H176V87L178 88V83H177V82L179 81L178 76L181 75L180 72H181L182 69L180 70V68H179ZM190 65H194V63L191 62ZM190 65H189V66H190ZM210 65H211V64H210ZM230 65H231V64H230ZM181 66H180V67H181ZM186 66H187V65H186ZM217 66H218V67H217ZM9 67H10V66H9ZM119 67H120V66H118V69H119ZM142 67H143V66H142ZM164 67H165V69H164ZM194 67H195V66H194ZM194 67H191V68H194ZM224 67H225V66H224ZM125 68H126V67H124L123 70H124ZM138 68H139V67H138ZM178 68H179V69H178ZM181 68H183V66H182ZM232 68H233V67H232V65H231V69H232ZM133 69H134V68H133ZM135 69H136V68H135ZM183 69H184V68H183ZM234 69H236V68H234ZM119 70H120V69H119ZM123 70H122V71H123ZM136 70H137V69H136ZM145 70H144V72H145ZM165 70H167V71H165ZM179 70H180V72H179ZM193 70H194V69H193ZM195 70H196V69H195ZM195 70H194V71H195ZM236 70H237V69H236ZM120 71H121V70H120ZM139 71H140V70H138V72H139ZM161 71H162V72H161ZM163 71H164V72H163ZM196 71H198V70H196ZM230 71H232V70H230ZM230 71H229V72H230ZM255 71H256V70H255ZM18 72H19V71H18ZM144 72H143V73L140 72V73H142V74H137V75H136V80H137V79L139 80V78H141V81L143 82L142 77H139V78H138V76H140V75L143 76V75H144ZM216 72H217V71H216ZM75 73H76V72H74V74H75ZM119 73H120V72H119ZM151 73H148V74H149L148 76H150ZM162 73H163V74H162ZM168 73H169V72H168ZM217 73H218V72H217ZM223 73H224V72H223ZM218 74H219V73H218ZM227 74H228V73H227ZM238 74H239V73H238ZM0 75H1V74H0ZM123 75H124V74H123ZM127 75H128V73H127ZM242 75H243V74H242ZM155 76H156V75H155ZM217 76H218V75H217ZM124 77H125V76H124ZM124 77H123V78H124ZM164 77H166V76H164ZM174 77L177 78V79L175 78L176 81L173 79ZM242 77H243V76H242ZM73 78H74V77H73ZM120 78H122V77H120ZM126 78H128V77L126 76ZM129 78H131V76H130ZM147 78H148V77H147ZM150 78H151V77H149V79H150ZM152 78H153V76H152ZM152 78H151V79H152ZM162 78H163V77H162ZM243 78H244V77H243ZM251 78H252V77H251ZM2 79H3V78H2ZM166 79H167V78H166ZM192 79H193V78H191V80H192ZM194 79H195V78H194ZM199 79H200V78H199ZM240 79H241V78H240ZM244 79H246V78H244ZM123 80L126 81V79H123ZM163 80H165V79H163ZM208 80H209V79H208ZM146 81H149V80L146 79ZM146 81H145V82H146ZM193 81H194V80H193ZM195 81H196V79H195ZM67 82H68V81H67ZM73 82H74V81H73ZM126 82H128V81H126ZM130 82H131V81H130ZM137 82H138V81H137ZM190 82H191V81H190ZM224 82H226V81H224ZM6 83L9 84L8 82H6ZM61 83H62V82H61ZM61 83H60V84H61ZM63 83H64V82H63ZM63 83H62V84H63ZM89 83H91V84H92V85L90 84L91 87H92V88H95V89H101V88L104 87L103 83H102L100 80H93V81H90ZM132 83H133V82H131V84H132ZM143 83H144V82H143ZM157 83H158V82H157ZM171 83H172V82H171ZM171 83H170V84H171ZM176 83H177V84H176ZM0 84H1V83H0ZM2 84H3V83H2ZM74 84H75V83H74ZM128 84H130V83L128 82ZM139 84H140V81H139ZM139 84L137 83V86H138ZM141 84H142V83H141ZM68 85H69V84H68ZM70 85H71V84H70ZM132 85H134V84H132ZM176 85H177V86H176ZM7 86H8V85H7ZM40 86H41V91H42V93H41L40 91H39V92L41 93V95H43V93H44L45 95H48V98H49V96H50V98H51L52 96H54V95L56 94L55 91L57 92L58 90H60V89L63 88L62 86H59V87H61V88L59 89V87L57 86L58 89L55 88V91H54V87H52L51 84L41 83ZM65 86H66V85H65ZM65 86H64V87H65ZM140 86H141V85H140ZM142 86H143V85H142ZM70 87H71V86H70ZM122 87H123V85H122ZM122 87H121V88H122ZM126 87H127V86H126ZM130 87H131V86H130ZM134 87H135V86H134ZM158 87H159V86H158ZM221 87H222V86H221ZM226 87H228V86H226ZM229 87H230V86H229ZM254 87H255V86H254ZM12 88H13V87H12ZM72 88H73V87H72ZM124 88H125V84H124V87H123L122 89H124ZM127 88H128V87H127ZM138 88H139V87H138ZM143 88H144V87H143ZM149 88H150V90H151V89H154V88H152L151 86H150ZM169 88H170V87H169ZM177 88H176V89H177ZM214 88H216V87H214ZM256 88H257V87H256ZM117 89H120V88L118 87ZM136 89H137V88H136ZM141 89H142V88H140V90H141ZM162 89H163V88H162ZM162 89H160V90H162ZM164 89H165V88H164ZM164 89H163V90H164ZM178 89H179V88H178ZM178 89H177V90H178ZM205 89H207V88H205ZM210 89H211V88H210ZM7 90H8V89H7ZM7 90H6V91H7ZM15 90H17V89H15ZM62 90H63V89H62ZM62 90H60V93L65 92V91H62ZM120 90H121V89H120ZM130 90H131V89H130ZM158 90H159V89H158ZM160 90H159V91H160ZM167 90H168V89H167ZM170 90H171V89H170ZM180 90H181V88H180ZM1 91H2V89H1ZM61 91H62V92H61ZM69 91H70V90H69ZM75 91H76V90H75ZM75 91H74V93H75ZM124 91H125V90H124ZM141 91H142V90H141ZM141 91H140V92H141ZM143 91H144V90H143ZM174 91H175V90H174ZM194 91H195V90H194ZM201 91H202V90H201ZM205 91H206V90H205ZM217 91H218V90H217ZM113 92H114V91H113ZM160 92H161V91H160ZM168 92H170V91H168ZM168 92H167V93H168ZM176 92H177V91H176ZM176 92H175V93H176ZM192 92H193V90H192ZM213 92H214V91H213ZM0 93H1V92H0ZM21 93H22V92H21ZM57 93L59 94V91H58ZM65 93H66V92H65ZM91 93H92V91H91ZM120 93H121V92H120ZM127 93H129V92H126V94H127ZM156 93H157V92H156ZM26 94H27V93H26ZM86 94H88V92H87ZM111 94H112V93H111ZM117 94H119V92H118ZM117 94H116V96H117ZM132 94H133V93H132ZM144 94H145V93H144ZM165 94H166V93H165ZM165 94H164V95H165ZM169 94H172V93H169ZM173 94H174V93H173ZM176 94H179V93H176ZM185 94H188V93H185ZM185 94H183V95H185ZM191 94H192V93H191ZM2 95H3V94H2ZM9 95H10V94H9ZM14 95H15V94H14ZM112 95H113V94H112ZM121 95H122V93H121L119 96H121ZM127 95H128V94H127ZM130 95H131V94H130ZM151 95H152V94H151ZM179 95H182V94H179ZM194 95H195V94H194ZM198 95H199V94H198ZM231 95H232V94H231ZM3 96H5V94H4ZM7 96H8V95H7ZM39 96H40V95H39ZM66 96H67V94H66ZM108 96H109V95H108ZM114 96H115V95H114ZM125 96H126V95H125ZM229 96H230V95H229ZM67 97H68V96H67ZM90 97H91V95H90ZM137 97H139V96H137ZM149 97H150V96H149ZM160 97H161V96H160ZM162 97H163V96H162ZM192 97H193V96H192ZM194 97H195V96H194ZM220 97H221V96H220ZM230 97H231V96H230ZM232 97H233V96H232ZM4 98H5V97H4ZM39 98H40V97H39ZM60 98H61V97H60ZM60 98H58V99H60ZM153 98H154V100H155V97H153ZM157 98H158V96H157ZM187 98H188V96H187ZM197 98H198V97H197ZM204 98H205V97H204ZM7 99H8V97H7ZM9 99H10V98H9ZM28 99H29V98H28ZM30 99H31V98H30ZM30 99H29V100H30ZM41 99H42V98H41ZM104 99H105V98H104ZM125 99H126V98H125ZM137 99H138V98H137ZM159 99H160V98H159ZM178 99H179V98H178ZM183 99H184V98H183ZM188 99H189V98H188ZM190 99H191V98H190ZM195 99H196V97H195ZM200 99H201V98H200ZM22 100H23V99H22ZM26 100H27V99H26ZM29 100H27V101H29ZM33 100H34V99H33ZM43 100H44V99H42V101H43ZM49 100H50V99H49ZM54 100H55V99H54ZM54 100H53V101H54ZM60 100H61V99H60ZM191 100H193V99H191ZM208 100H209V99H208ZM0 101H1V100H0ZM34 101H35V100H34ZM57 101H58V100H57ZM142 101H143V99H142ZM155 101H156V100H155ZM183 101H184V100H183ZM186 101H187V100H186ZM194 101H196V100H194ZM206 101H207V100H206ZM206 101H205V102H206ZM31 102H32V101H31ZM51 102H52V100H51ZM130 102H131V101H130ZM143 102H144V101H143ZM143 102H142V103H143ZM146 102H147V101H146ZM160 102H161V101H160ZM188 102H189V101H188ZM201 102H202V101H201ZM209 102H210V101H209ZM221 102H222V101H221ZM6 103H7V102H6ZM23 103H24V102H23ZM37 103H39V102H37ZM52 103H53V102H52ZM57 103L59 104V101H58ZM134 103H135V102H134ZM138 103H139V102H138ZM147 103H148V102H147ZM174 103H175V102H174ZM196 103H197V102H196ZM3 104H4V103H3ZM21 104H22V103H21ZM32 104H33V103H31V106H32ZM47 104H48V103H47ZM121 104H122V103H121ZM130 104H131V103H130ZM140 104H141V103H140ZM167 104H168V103H167ZM194 104H195V103H194ZM208 104H209V103H208ZM25 105H26V104H25ZM28 105H29V103H28ZM33 105H34V104H33ZM55 105H56V103H55L53 106H55ZM59 105H60V104H59ZM147 105H150V104H147ZM172 105H173V104H172ZM175 105H176V104H175ZM180 105H181V103H180ZM185 105H186V104H185ZM205 105H206V104H205ZM7 106H8V104H7ZM20 106H21V105H20ZM29 106H30V105H29ZM34 106H35V105H34ZM43 106H44V105H43ZM43 106H42V107H43ZM88 106H89V105H87L86 107H88ZM152 106H153V105H152ZM182 106H184V104H183ZM191 106H192V105H191ZM197 106H198V105H197ZM200 106H201V105H200ZM23 107H24V106H23ZM38 107H39V105H38ZM49 107H50V105H49ZM49 107H48V108H49ZM55 107H56V106H55ZM142 107H146V106H142ZM153 107H154V106H153ZM153 107H152V108H153ZM158 107H159V105H158ZM178 107H179V106H178ZM180 107H181V106H180ZM192 107H193V106H192ZM202 107H203V106H202ZM225 107H226V106H225ZM17 108H18V107H17ZM26 108H27V107H26ZM26 108H24V109H26ZM46 108H47V107H46ZM174 108H175V107H174ZM204 108H206V107H204ZM235 108H236V107H235ZM2 109H3V108H2ZM4 109H5V106H4ZM22 109H23V108H22ZM29 109H30V108H29ZM39 109H42V108H39ZM44 109H45V107H44ZM59 109H60V107H59ZM59 109H58V110H59ZM61 109H62V108H61ZM66 109H67V108H66ZM88 109H89V108H88ZM88 109H87V110H88ZM129 109H130V108H129ZM141 109H142V108H141ZM161 109H162V108H161ZM169 109H170V108H169ZM18 110H19V109H18ZM87 110H86V111H87ZM156 110H158V109H156ZM175 110H176V108H175ZM179 110H180V109H179ZM2 111H3V110H2ZM30 111H31V110H30ZM33 111H34V110H33ZM45 111H46V110H45ZM47 111H48V110H47ZM74 111H75V110H74ZM91 111H92V110H91ZM105 111H106V108H105ZM117 111H118V110H117ZM127 111H128V110H127ZM141 111H142V110H141ZM10 112H11V110H10ZM10 112H9V113H10ZM16 112H17V111H16ZM43 112H44V111H43ZM50 112H52V110H50ZM58 112H61V111H58ZM58 112H57V113H58ZM72 112H73V111H72ZM99 112H100V111H99ZM103 112H104V111H103ZM115 112H116V111H115ZM118 112H120V111H118ZM151 112H152V111H151ZM153 112H154V111H153ZM155 112H156V111H155ZM157 112H158V111H157ZM198 112H200V111H198ZM7 113H8V112H7ZM19 113H20V112H19ZM19 113H18V114H19ZM21 113H22V112H21ZM31 113H32V111H31ZM35 113H37V112H35ZM38 113H39V112H38ZM46 113H47V112H46ZM46 113H45V114H46ZM62 113L65 114L64 112H62ZM112 113H113V112H112ZM168 113H169V112H168ZM168 113H167V114H168ZM172 113H174V112H172ZM13 114L15 115L16 113H13ZM33 114H34V113H33ZM121 114H122V113H121ZM140 114H141V113H140ZM152 114H153V113H152ZM155 114H156V113H155ZM167 114H166V115H167ZM170 114H171V113H170ZM0 115H2V114H0ZM7 115H8V114H7ZM16 115H17V114H16ZM19 115H20V114H19ZM46 115H47V114H46ZM56 115H57V114H54V116H56ZM59 115H60V114H59ZM59 115H57V116L59 117ZM161 115H162V114H161ZM163 115L165 116V112H164ZM35 116H36V115H35ZM47 116H48V115H47ZM57 116H56V117H57ZM65 116H66V115H65ZM86 116H87V115H86ZM91 116H93V115L91 114ZM28 117H29V116L27 115L26 118H28ZM36 117H37V116H36ZM36 117H35V118H36ZM58 117H57V118H54V117L52 116V117H50V118H54L55 120H56V119L59 120ZM61 117H62V116H61ZM125 117H127V116H125ZM8 118H9V117H8ZM22 118H23V116H22ZM38 118H40V117L38 116ZM43 118H44V117H43ZM80 118H81V117H80ZM93 118H94V117H93ZM163 118H164V117H163ZM165 118H166V116H165ZM178 118H179V116H178ZM6 119H7V118H6ZM9 119H10V118H9ZM36 119H37V118H36ZM45 119H46V118H45ZM45 119H44V120H45ZM64 119H65V118H64ZM73 119H75V118H73ZM95 119H96V118H95ZM116 119H117V118H116ZM134 119H135V118H134ZM7 120H8V119H7ZM15 120H16V119H15ZM21 120H22V119H21ZM34 120H35V119H34ZM34 120H32V121H34ZM37 120H38V119H37ZM60 120H61V118H60ZM76 120H77V119H76ZM80 120H81V119H80ZM106 120H108V121H106ZM161 120H162V119H161ZM1 121H2V120H0V122H1ZM17 121H18V119H17ZM52 121H53V120H52ZM62 121H63V120H62ZM65 121H66V120H65ZM67 121H70V120L68 119ZM67 121H66V122H67ZM88 121H89V120H88ZM93 121H94V120H93ZM102 121H103V123H104V120H102ZM116 121H118V119H117ZM224 121H225V120H224ZM27 122H28V121H27ZM39 122H40V121H39ZM58 122H59V121H58ZM60 122H61V121H60ZM80 122H81V121H80ZM80 122H79V123H80ZM105 122H108V124H110V123L114 122V120H113L112 122H110L109 119L105 118ZM121 122H122V121H121ZM1 123H2V122H1ZM1 123H0V124H1ZM4 123H5V121H4ZM6 123H8V122H6ZM16 123H17V122H16ZM36 123H37V122H36ZM44 123H45V121H44ZM61 123H62V122H61ZM61 123H60V124H61ZM151 123H152V122H151ZM234 123H235V122H234ZM18 124H19V123H18ZM21 124H24V123H21ZM25 124H26V123H25ZM32 124H33V123H32ZM72 124H74V123H72ZM88 124H89V123H88ZM101 124H102V123H101ZM106 124H107V123H106ZM112 124H113V123H112ZM114 124H115V122H114ZM147 124H148V123H147ZM177 124H178V123H177ZM10 125H11V124H10ZM35 125H36V124H35ZM38 125H39V124H38ZM57 125H58V123H57ZM76 125H77V124H76ZM76 125H73L75 131H77L76 129L79 128V126H78V125L76 126ZM83 125H84V123H83ZM90 125H91V124H90ZM92 125H93V124H92ZM137 125H138V124H137ZM232 125H233V124H232ZM2 126H3V124H2ZM13 126H14V125H13ZM28 126H29V125H28ZM53 126H55V125H53ZM62 126H63V125H62ZM62 126H61L60 130L62 129ZM75 126L78 127V128H76ZM236 126H237V125H236ZM7 127H8V126H7ZM29 127H30V126H29ZM67 127H68V126H66V128H67ZM95 127H96V126H95ZM113 127H114V126H113ZM150 127H151V126H150ZM179 127H180V126H179ZM3 128H4L3 130H6L5 127H3ZM8 128H9V127H8ZM8 128H7V129H8ZM18 128H19V127H18ZM18 128H17V129H18ZM25 128H26V127H25ZM32 128H33V127H32ZM36 128H38V127H35V128H34V129L36 130V132H37V129H36ZM111 128H112V127H111ZM129 128H130V127H129ZM129 128H128V131L131 129V128H130V129H129ZM155 128H156V127H155ZM176 128H177V127H176ZM184 128H185V127H184ZM228 128H229V126H228ZM241 128H242V127H241ZM241 128H240V129H241ZM9 129H11V128H9ZM12 129H13V128H12ZM30 129H31V128H30ZM39 129L41 130L42 128H39ZM134 129H135V128H134ZM240 129H239L238 132H240ZM3 130H2V131H3ZM13 130H14V129H13ZM13 130H12V132H13ZM21 130H22V129H21ZM60 130H59V131H60ZM62 130L65 131V130H64V126H63V129H62ZM62 130H61V131H62ZM78 130H80V129H78ZM148 130H149V129H148ZM151 130H152V129H151ZM230 130H231V129H230ZM8 131H10V130H8ZM27 131H28V128H27ZM30 131H31V130H30ZM41 131H42V130H41ZM75 131H74V132H75ZM98 131H99V130H98ZM222 131H223V130H222ZM235 131L237 132L236 129H235ZM241 131H242V129H241ZM16 132H18V131H16ZM16 132H15V134H16ZM19 132H21V131H19ZM19 132H18V134H19ZM24 132H25V131H24ZM66 132H68V129H67ZM4 133H5V132H4ZM38 133H39V131H38ZM60 133H61V132H60ZM79 133H80V132H79ZM88 133H89V132H87V134H88ZM104 133H109V131H108V132L104 131ZM104 133H103V134H104ZM110 133H111V132H110ZM240 133H241V132H240ZM1 134H3V133H0V136H1ZM5 134H6V133H5ZM20 134H21V133H20ZM28 134H29V133H28ZM32 134H33V133H32ZM52 134H53V133H52ZM61 134H62V133H61ZM65 134H66V133H65ZM99 134H100V133H99ZM140 134H141V133H140ZM221 134H222V132H221ZM224 134H225V132H224ZM235 134H236V133H235ZM3 135H4V134H3ZM3 135H2V137H3ZM10 135H11V134H10ZM54 135H55V134H54ZM83 135H84V134H83ZM116 135H117V134H116ZM229 135H230V133H229ZM34 136H35V134H34ZM37 136H38V135H37ZM37 136H36V138H38ZM65 136H66V135H65ZM69 136H70V135H69ZM71 136H72V135H71ZM95 136H96V135H95ZM103 136H104V135H103ZM126 136H127V135H126ZM136 136H137V135H136ZM218 136H221V135L218 134L217 137H218ZM231 136H234V134L231 133ZM231 136H228V137H231ZM239 136H240V135H239ZM17 137H18V136H17ZM22 137H23V136H22ZM28 137H30V136H28ZM40 137H41V136H40ZM74 137H76L75 134H74ZM85 137H86V136H85ZM98 137H99V136H98ZM121 137H122V136H121ZM3 138H4V137H3ZM9 138H10V137H9ZM23 138H24V137H23ZM33 138H34V137H33ZM60 138H61V137H60ZM65 138H66V137H65ZM91 138L93 139L94 137H91ZM222 138H223V136H222ZM224 138H226V137L224 136ZM11 139H12V138H11ZM11 139H10V140H11ZM30 139H31V138H30ZM79 139H80V138H79ZM92 139H91V140H92ZM121 139H122V138H121ZM230 139H231V138H230ZM234 139H235V138H234ZM0 140H1V139H0ZM3 140H4V139H3ZM10 140L7 139L6 142H8V141H10ZM14 140H16V139H14ZM28 140H29V139H28ZM32 140H33V139H32ZM34 140H35V139H34ZM42 140H43V139H42ZM45 140H46V139H45ZM45 140H43V141H45ZM47 140H48V139H47ZM62 140H63V139H62ZM64 140H65V139H64ZM66 140H67V139H66ZM66 140H65V141H66ZM80 140H82V139H80ZM19 141H20V140H19ZM43 141H42V142H43ZM71 141H72V140H71ZM78 141H79V140H78ZM78 141H76V142L79 143ZM83 141H84V140H83ZM93 141H94V140H93ZM95 141H96V140H95ZM10 142H11V141H10ZM37 142H38V141H37ZM37 142H36V143H37ZM62 142H63V141H62ZM62 142H61V143H62ZM66 142H67V141H66ZM81 142H82V141H80V143H81ZM86 142H87V141H86ZM89 142H91V141H89ZM89 142H88V143H89ZM19 143H21V142H19ZM19 143H18V145H19ZM36 143H34V146H33V147H35V144H36ZM40 143H41V142H40ZM59 143H60V142H59ZM68 143H69V142H68ZM80 143H79V144H80ZM84 143H85V142H84ZM99 143H101V142H99ZM153 143H154V142H153ZM38 144H39V143H38ZM38 144H37V145H38ZM45 144H46V142H45ZM47 144H49V143H47ZM62 144H63V143H62ZM142 144H143V143H142ZM142 144H141V145H142ZM146 144H147V143H146ZM2 145H4V144H2ZM8 145H10V144H8ZM16 145H17V144H16ZM23 145H24V144H22V146H23ZM37 145H36V146H37ZM43 145H44V144H43ZM59 145H60V144H59ZM68 145H69V144H68ZM117 145H118V144H117ZM119 145H122V144L120 143ZM14 146H15V145H14ZM22 146H19V147L22 148ZM73 146H76V145H73ZM95 146H97V145L95 144ZM46 147H49V145L46 146ZM56 147H57V146H56ZM70 147H71V146H70ZM70 147H69V148H70ZM144 147H145V146H144ZM1 148H3V147H1ZM26 148H27V147H26ZM26 148H24V149H26ZM37 148H38V147H37ZM42 148H43V147H42ZM51 148H53V147H51ZM64 148H65V147H64ZM109 148H110V147H109ZM129 148H130V147H129ZM3 149H4V148H3ZM16 149H17V148H16ZM30 149H31V148H30ZM43 149H44V148H43ZM46 149H47V148H45V150H46ZM81 149H82V148H81ZM115 149H116V146H115ZM8 150H9V149H8ZM14 150H15V149H14ZM173 150H175V149H173ZM5 151H6V150H5ZM15 151H16V150H15ZM22 151H23V150H22ZM25 151H26V150H25ZM27 151H28V150H27ZM31 151H32V150H31ZM54 151L56 152V150H54ZM3 152H4V151H3ZM28 152H29V151H28ZM65 152H66V151H65ZM171 152H172V151H171ZM7 153H8V152H7ZM23 153H25V152L23 151ZM30 153H31V152H30ZM59 153H60V152H59ZM0 154H2V153H0ZM17 154H18V153H17ZM26 154H27V153H26ZM35 154H36V153H35ZM54 154H56V153H54ZM62 154H64V153H62ZM67 154H69V153H67ZM94 154H95V153H94ZM97 154H98V153H97ZM127 154H128V153H127ZM19 155H20V154H19ZM37 155H38V154H37ZM37 155H36V156H37ZM41 155H42V154H41ZM171 155H172V154H171ZM0 156H1V155H0ZM14 156H15V153H14ZM14 156H12V157L14 158ZM16 156H17V155H16ZM20 156H21V155H20ZM30 156H31V155H30ZM33 156H34V155H33ZM60 156H61V155H60ZM8 157H9V155H8ZM28 157H29V155H27V158H28ZM161 157H162V156H161ZM13 158H11V159L13 160ZM20 158H21V157H20ZM22 158H25V157H22ZM52 158H53V157H52ZM232 158H233V156H232ZM40 159H41V158H40ZM126 159H127V158H126ZM1 160H2V159H1ZM9 160H10V159H9ZM17 160H18V159H17ZM35 160H36V158H35ZM41 160H42V159H41ZM61 160H62V159H61ZM6 161H7V160H6ZM13 161H14V160H13ZM21 161H22V160H21ZM23 161H25V160H23ZM27 161H28V160H27ZM63 161H65V160L63 159ZM82 161H83V160H82ZM148 161H149V160H148ZM3 162H5V161H3ZM10 162H11V161H10ZM16 162H17V161H16ZM19 162H20V161H19ZM25 162H26V161H25ZM32 162H33V160H32ZM58 162H59V161H58ZM44 163H46V162H44ZM49 163H50V162H49ZM59 163H60V162H59ZM63 163H64V162H63ZM69 163H70V162H69ZM82 163H84V162H82ZM90 163H91V162H90ZM136 163H137V162H136ZM160 163H161V162H160ZM16 164H17V163H16ZM22 164H23V163H22ZM70 164H71V163H70ZM73 164H74V163H73ZM84 164H85V163H84ZM93 164H94V163H93ZM9 165H10V164H9ZM28 165H29V164H28ZM30 165H31V163H30ZM32 165H33V164H32ZM36 165H37V164H36ZM56 165H57V164H56ZM99 165H100V164H99ZM10 166H11V165H10ZM18 166H19V165H18ZM39 166H40V165H39ZM46 166H47V165H46ZM57 166H58V165H57ZM57 166H56V167H57ZM62 166H64V164H63ZM65 166H66V165H65ZM67 166H68V165H67ZM80 166H81V165H80ZM141 166H142V165H141ZM25 167H26V166H25ZM25 167H24V168H25ZM27 167H28V166H27ZM35 167H36V166H35ZM50 167H51V166H49V168H50ZM54 167H55V166H54ZM103 167H104V166H103ZM108 167H111V166H108ZM20 168H21V167H20ZM24 168L22 167V169H24ZM32 168H34V167H32ZM36 168H37V167H36ZM49 168H48V169H49ZM59 168H60V167H59ZM5 169H6V168H5ZM13 169H14V168H13ZM16 169H18V168H16ZM22 169H21V170H22ZM43 169H44V168H43ZM60 169H61V168H60ZM76 169H77V168H76ZM102 169H103V168H102ZM131 169H133V167H132ZM131 169H130V170H131ZM136 169H137V168H136ZM8 170H9V169H8ZM11 170H12V169H11ZM30 170H31V169H30ZM50 170H51V169H50ZM50 170H49V171H50ZM80 170H82V169H80ZM80 170L78 169V171H80ZM109 170H110V169H109ZM133 170H134V169H133ZM5 171H6V170H5ZM5 171H4V173H5ZM12 171H13V170H12ZM33 171H34V170H33ZM40 171H41V170H40ZM54 171H55V170H54ZM69 171H70V170H69ZM71 171H72V170H71ZM73 171H74V170H73ZM78 171H77V172H78ZM110 171H111V170H110ZM17 172H19V171L17 170ZM26 172H27V171H26ZM28 172H29V171H28ZM28 172H27V173H28ZM30 172H31V171H30ZM57 172H58V171H57ZM60 172H61V171H60ZM65 172H66V171H65ZM77 172L75 171L76 174H77ZM9 173H10V171H9ZM21 173H22V172H21ZM21 173H19V174H17V175L20 176ZM23 173H24V172H23ZM49 173H50V172H48V174H49ZM54 173H55V172H54ZM73 173H74V172H73ZM73 173H72V178H73V176H75V175H73ZM98 173H99V172H98ZM130 173H131V172H130ZM37 174H38V173H37ZM48 174H46V175L49 176L50 174H49V175H48ZM87 174H89V173H87ZM91 174H92V173H91ZM15 175H16V174H15ZM15 175H14V176H15ZM35 175H36V170H35ZM44 175H45V174H44ZM69 175H70V174H69ZM78 175H79V174H78ZM108 175H109V174H108ZM0 176H1V175H0ZM7 176H8V175H7ZM27 176H28V175H27ZM36 176H37V175H36ZM41 176H43V175H41ZM47 176H46V177H47ZM104 176H106V175H104ZM117 176H118V175H117ZM33 177H34V176H33ZM56 177H57V176H56ZM109 177H110V176H109ZM1 178H2V177H1ZM22 178H23V177H22ZM44 178H45V177H44ZM47 178H48V177H47ZM72 178H71V179H72ZM74 178H75V177H74ZM113 178H114V179H119L118 177H117V178L113 177ZM113 178H112V179H113ZM144 178H145V176H144ZM16 179L18 180V178H16ZM20 179H21V178H20ZM34 179H35V178H34ZM39 179H41V178H39ZM50 179H51V177H50ZM56 179H57V178H56ZM71 179H70V180H71ZM104 179H105V178H104ZM114 179H113V180H114ZM25 180H26V179H25ZM41 180H42V179H41ZM19 181H20V180H19ZM19 181H18V182H19ZM29 181H30V180H29ZM64 181L66 182V180H64ZM105 181H106V180H105ZM149 181H150V180H149ZM151 181H152V182H149L150 184H152L153 181H154V183H157V180H156V179H155V180H151ZM155 181H156V182H155ZM6 182H7V181H6ZM11 182H12V181H11ZM11 182H10V183H11ZM24 182H25V181H24ZM45 182H47V181H45ZM50 182H52V181H50ZM50 182H49V183H50ZM59 182H60V181H59ZM90 182H91V181H90ZM12 183H13V182H12ZM14 183H15V182H14ZM25 183H26V182H25ZM25 183H23V184H25ZM28 183H29V182H28ZM43 183H44V182H43ZM66 183H67V182H66ZM68 183H69V181H68ZM103 183H104V182H103ZM149 183H148V184H149ZM154 183H153V184H154ZM0 184H1V183H0ZM157 184H158V183H157ZM8 185H9V184H8ZM10 185H13V184H10ZM14 185H15V184H14ZM26 185H28V184L26 183ZM41 185L43 186V184H41ZM102 185H103V184H102ZM146 185H147V184H146ZM3 186H4V185H3ZM15 186H16V185H15ZM31 186H32V185H31ZM34 186H35V185H34ZM38 186H39V185H38ZM62 186H63V185H62ZM68 186H69V185H68ZM6 187H7V186H6ZM8 187H9V186H8ZM17 187H18V186H17ZM22 187H23V186H22ZM44 187H45V186H44ZM44 187H43V188H44ZM49 187H50V186H49ZM55 187H56V186H55ZM102 187H103V186H102ZM104 187H105V186H104ZM104 187H103V188H104ZM23 188H24V187H23ZM23 188H22V189H23ZM26 188H27V187H26ZM31 188H32V187H31ZM105 188H106V187H105ZM16 189H17V188H16ZM37 189H38V188H37ZM40 189H41V188H40ZM40 189H39V190H40ZM84 189H85V188H84ZM106 189H108V188H106ZM0 190H1V189H0ZM11 190H12V189H11ZM32 190H33V188H32ZM54 190H55V189H54ZM70 190H71V189H70ZM145 190H146V189H145ZM1 191L4 192V190H1ZM8 191H9V190H7V192H8ZM43 191H44V190H42V192H43ZM47 191H49V190H47ZM168 191H169V190H168ZM168 191H166V193H167ZM25 192H26V191H25ZM29 192H30V190H29ZM32 192H33V191H32ZM36 192H37V191H36ZM65 192H66V190H65ZM74 192H75V191H74ZM77 192H78V191H77ZM80 192H81V191H80ZM22 193H23V192H22ZM27 193H28V192H27ZM70 193H71V192H70ZM132 193H133V192H132ZM168 193H169V192H168ZM40 194H41V193H40ZM44 194H45V193H44ZM53 194H54V193H53ZM66 194H67V193H66ZM135 194H136V193H134V195H135ZM2 195H3V193H2ZM13 195H14V194H13ZM21 195H22V194H21ZM37 195H39V194H37ZM37 195H36V196H37ZM51 195H52V194H51ZM58 195H59V194H58ZM58 195H57V196H58ZM69 195H71V194H69ZM122 195H123V194H122ZM131 195H132V194H131ZM134 195L132 196V198L134 197ZM162 195H164V192H163ZM165 195H166V194H165ZM8 196H9V195H8ZM10 196H11V195H10ZM41 196H42V195H41ZM143 196H144V195H143ZM3 197H4V196H3ZM25 197H26V196H25ZM31 197H33V196H31ZM53 197H54V196H53ZM80 197H82V196H80ZM241 197H242V196H241ZM243 197H244V196H243ZM5 198L8 200L7 197H5ZM14 198H15V197H14ZM16 198H17V197H16ZM22 198H23V197H22ZM22 198H21V199H22ZM33 198L35 199V196H34ZM42 198H43V197H42ZM42 198H41V199H42ZM57 198H58V197H57ZM92 198H93V197H92ZM99 198H100V197H99ZM114 198H115V197H114ZM3 199H4V198H3ZM11 199H12V197H11L9 200H11ZM47 199H48V198H47ZM51 199L53 200V198H51ZM54 199H55V198H54ZM58 199H59V198H58ZM58 199H57V200H58ZM63 199H64V198H63ZM133 199H134V198H133ZM136 199H137V198H136ZM7 200H5V201H7ZM24 200H25V199H24ZM26 200L28 201V199H26ZM30 200H31V198H30ZM30 200H29V201H30ZM43 200L45 201L46 199H43ZM52 200H51V201H52ZM92 200H93V199H92ZM96 200H97V199H96ZM11 201H12V200H11ZM19 201H20V199H19ZM44 201H40V202L46 203V202H44ZM55 201H56V200H55ZM61 201H62V200H61ZM61 201H60V202H61ZM1 202H2V201H1ZM1 202H0V203H1ZM9 202H10V201H9ZM14 202H15V201H14ZM35 202H36V201H35ZM60 202H59V203H60ZM33 203H34V200H33ZM48 203H49V201H48ZM78 203H79V202H78ZM14 204H15V203H14ZM19 204H20V203H19ZM22 204H23V203H21V205H22ZM29 204H30V202H29ZM34 204H36V203H34ZM41 205H42V204H41ZM54 205H55V204H54ZM29 206H30V205H29ZM31 206L33 207V204H32ZM111 206H112V205H111ZM114 206H115V205H114ZM4 207H5V206H4ZM6 207H7V206H6ZM13 207H14V206H13ZM26 207H27V206H26ZM26 207H25V208H26ZM32 207H31V208H32ZM39 207H40V206H39ZM52 207H53V206H52ZM19 208H20V207H19ZM34 208H35V207H34ZM37 208H38V207H37ZM44 208H45V207H44ZM46 208H47V207H46ZM54 208H55V207H54ZM59 208H61V207H59ZM0 209H2V208H0ZM5 209H6V208H5ZM9 209H10V208H9ZM13 209H14V208H13ZM41 209H42V208H41ZM50 209H51V208H50ZM50 209H49V211H50ZM75 209H76V208H75ZM75 209H73V211H74ZM77 209H78V208H77ZM126 209H128V208H126ZM126 209H125V210H126ZM46 210H47V209H46ZM51 210H52V209H51ZM2 211H3V210H2ZM12 211H14V210H12ZM18 211H19V210H18ZM23 211H24V210H23ZM47 211H48V210H47ZM52 211H53V210H52ZM7 212H8V209H7ZM40 212H41V211H40ZM53 212H54V211H53ZM53 212H52V213H53ZM58 212H59V210H58ZM62 212H63V211H62ZM97 212H98V211H97ZM3 213L5 214L6 212H3ZM13 213H14V212H13ZM15 213L18 214L17 212H15ZM20 213H21V212H20ZM20 213H19V214H20ZM23 213H24V212H23ZM27 213H28V212H27ZM32 213H33V212H32ZM32 213H31V214H32ZM60 213H61V212H60ZM100 213H101V212H100ZM105 213H106V212H105ZM105 213H104V214H105ZM116 213H117V212H116ZM7 214H8V213H7ZM54 215H55V214H54ZM57 215H58V214H57ZM60 215H62V214H60ZM65 215H66V213H65ZM67 215H68V214H67ZM67 215H66V216H67ZM85 215H86V214H85ZM173 215H174V214H173ZM3 216H4V215H3ZM25 216H26V215H25ZM50 216H51V215H50ZM5 217H6V216H5ZM15 217H16V216H15ZM32 217H33V216H32ZM32 217H30V218H32ZM56 217H57V216H56ZM91 217H92V216H91ZM91 217H90V218H91ZM12 218H13V217H12ZM17 218H18V217H17ZM17 218H13V219H17ZM23 218H24V217H23ZM33 218H34V217H33ZM35 218H36V217H35ZM48 218H49V217H48ZM57 218H59V217H57ZM63 218H65V217H63ZM90 218H89V219H90ZM5 219H7V218H5ZM25 219H26V218H25ZM27 219H28V218H27ZM87 219H88V218H87ZM93 219H94V218H93ZM18 220L21 221L22 219H21V218H18ZM29 220H30V219H29ZM34 220H35V219H34ZM53 220H54V219H53ZM53 220H52V221H53ZM12 221H14V220H12ZM25 221H26V220H25ZM22 222H23V221H22ZM26 222H27V221H26ZM35 222H36V221H35ZM13 223H15V222H13ZM13 223H11V224H13ZM17 223H18V222H17ZM31 223H33V221H32ZM0 224H1V223H0ZM22 224L25 225L24 222H23ZM33 224H34V223H33ZM37 224H38V223H37ZM104 224H105V223H104ZM109 224H110V223H109ZM232 224H233V223H232ZM17 225H18V224H17ZM27 225H28V223H27ZM29 225H30V224H29ZM29 225H28V227H29ZM34 225H35V224H34ZM38 225H39V224H38ZM142 225H143V224H142ZM200 225H201V224H200ZM14 226H16V225H14ZM102 226H103V225H102ZM34 227H35V226H34ZM79 227H81V226H79ZM0 228H1V230H2V227H1V226H0ZM3 228H4V227H3ZM29 228H30V227H29ZM32 228H33V227H32ZM23 229H25V228H23ZM30 229H31V228H30ZM33 229H34V228H33ZM1 230H0V232H1ZM34 230H36V229H34ZM34 230H30V231L32 232V231H34ZM71 230H73V229H71ZM74 231H75V230H74ZM15 232H16V231H15ZM21 232H22V231H21ZM27 232H28V231H27ZM31 232H30V233H31ZM34 232H35V231H34ZM34 232H33V233H34ZM38 232H40V231H38ZM38 232H36V234H37ZM66 232H69V231H66ZM81 232L84 233V231H81ZM61 233H63V232H61ZM203 233H204V232H203ZM21 234H22V233H21ZM26 234H27V233H26ZM65 234H66V233H65ZM128 234H129V233H128ZM72 235H73V234H72ZM206 235H207V234H206ZM1 236H2V235H1ZM24 236H27V235H24ZM39 236H40V235H39ZM86 236H87V235H86ZM86 236H85V237H86ZM203 236H205V235H203ZM19 237H20V235H19ZM37 237H38V236H37ZM17 238H18V237H17ZM30 238H31V237H30ZM41 238H42V237H41ZM70 238H71V237H70ZM70 238H69V239H70ZM2 239H3V238H2ZM24 239H28V238H24ZM31 239H32V238H31ZM42 239H43V238H42ZM56 239H57V238H56ZM66 239H67V238H66ZM72 239H73V238H71V241H72ZM82 239H83V238H82ZM90 239H91V238H90ZM33 240H34V238H33ZM38 240H41V239H38ZM48 240H49V239H48ZM48 240H47V241H48ZM76 240H77V239H76ZM3 241H4V239H3ZM1 242H2V241H1ZM21 242H22V244L24 243V242L22 241V239H21ZM27 242H28V240H27ZM34 242H35V241H34ZM41 242H42V240H41ZM92 242H93V241H92ZM44 243H45V242H44ZM51 243H52V242H51ZM64 243H65V242H64ZM67 243H68V242H67ZM204 243H205V242H204ZM1 244H2V243H1ZM29 244H30V243H29ZM29 244H28V245H29ZM32 244H33V243H32ZM36 244H37V243H36ZM38 244H40V243H38ZM90 244H91V243H90ZM33 245H34V244H33ZM40 245H41V244H40ZM61 245H62V244H61ZM61 245H60V246H61ZM156 245H157V244H156ZM21 246H23V245H21ZM30 246H31V245H30ZM23 247H24V246H23ZM58 247H59V246H58ZM64 247H65V246H64ZM88 247H89V246H88ZM36 248H37V247H36ZM46 248H47V247H46ZM47 249H49V246H48ZM60 249H61V248H60ZM63 250H64V249H62V250H60V251L63 252ZM67 250H68V249H67ZM71 250H72V248H71ZM98 250H99V249H98ZM1 251H3V250H1ZM64 251H65V250H64ZM88 251H89V250H88ZM101 251H102V250H101ZM54 252H55V251H54ZM71 252H72V251H71ZM33 253H34V251H33ZM65 253H66V251H65ZM84 253H85V252H83V254H84ZM3 254H4V253H3ZM48 254H49V253H48ZM66 254H67V253H66ZM69 254H70V253H69ZM85 254H86V253H85ZM91 254H92V253H91ZM37 255H38V254H37ZM73 255H74V253H73ZM254 255H255V254H254ZM1 256H2V255H1ZM47 256H48V255H47ZM59 256H60V255H59ZM67 256H68V255H67ZM80 256H81V255H80ZM82 256H83V255H82ZM60 257H61V256H60ZM69 257H70V256H69ZM77 257H78V256H77ZM84 257H85V255H84ZM111 257H112V256H111ZM72 258H73V257H72ZM254 258H255V257H254ZM260 258H261V257H260ZM52 259H53V258H52ZM74 259H75V258H74ZM83 259H84V258H83ZM257 259H258V258H257ZM53 260H54V259H53ZM64 260H65V259H64ZM69 260H70V259H69ZM71 260H72V259H71ZM99 260H100V259H99ZM76 261H79L78 258L76 259ZM90 261H91V260H90ZM96 261H97V260H96ZM61 262H62V261H61ZM69 264H70V263H69Z\"/></svg>", "mask_w": 264, "mask_h": 264}]
</instances>
